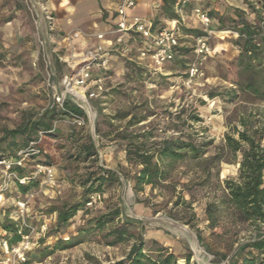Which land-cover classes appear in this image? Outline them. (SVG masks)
<instances>
[{
	"label": "rangeland",
	"instance_id": "obj_1",
	"mask_svg": "<svg viewBox=\"0 0 264 264\" xmlns=\"http://www.w3.org/2000/svg\"><path fill=\"white\" fill-rule=\"evenodd\" d=\"M46 1L48 0H0V137L5 130L18 126L24 118H35L53 105V93L60 90L63 75L72 71L66 62L70 50L62 47L66 43L62 37L54 35L56 28L51 29L53 20L47 17V6L40 7ZM242 1L244 5L240 9L244 10L245 17L262 26L264 0ZM35 6L36 10L40 7L39 15L34 10ZM232 8L234 7L229 9ZM183 9L188 10L190 15L177 28L183 35L182 42L187 49L185 56L179 55L156 74L148 68L141 72L125 64V60L111 67L106 73L104 97L90 100V116L82 118L84 124H78L72 117H60L54 121V127L61 130L62 137L50 138L40 132L38 140L33 143L37 149L41 144L42 153L22 154L25 175L31 180V186L23 192L17 182L12 180L9 190L0 195V219L8 212L17 217L16 202L29 199L24 221H19L31 235L33 245L27 261L21 264H109L124 258L134 238L115 246L106 244L112 239L111 236H106L109 229L117 226L120 219L103 229L94 230L90 236L80 235L82 242L72 248L55 250L42 261L36 258L41 250L51 251L58 237L67 239L79 235V228L87 227L90 218L116 206L122 209L121 219L139 224L130 228L136 237L144 232L138 230L142 226L140 224L144 225L145 252L152 248L153 237L161 235L174 241V245L167 247L175 254L191 253L192 264H225L221 253L233 251L239 245L238 239L246 240L251 234L252 228L249 225H243L240 232L236 233L238 229L228 220L221 221L215 229L209 228L205 208L213 197V191L197 187L202 168L195 167L194 164L181 162L172 174L178 183V190L189 183L182 194L186 201L192 200V208L184 203L175 205L177 194L172 192L167 183L155 188L146 185L142 191H135L133 176L136 169L127 161V142L116 139L117 133L124 131L137 135L150 132L153 136L148 143L151 144L186 134L184 138L189 135L198 142L212 141L213 144L208 148L210 155L216 146L224 142L227 133L233 134L234 129L242 128L240 119L245 118L255 127H264V102L246 93H239L234 101L229 100L227 94L223 98L210 99L207 96L208 92L225 91L233 87L227 79L237 78L235 67L231 63L239 49L234 44L238 34L230 29L232 24L229 21L224 23L223 28L218 27L220 23L216 15H220L219 13L209 12L216 20L213 24L215 33L210 38L215 51L205 64V76L194 79L190 86L185 84L188 65L195 60L193 36L205 34V31L202 27L192 28L191 5H186ZM171 10L178 15L173 6ZM160 16L169 18L162 5ZM155 23L163 26L159 19ZM41 26L44 27L45 35ZM185 29H196L200 34H186ZM71 31L77 30L66 31V34ZM44 39L46 43L42 46L41 41ZM46 61L49 62L48 67ZM169 71L172 73L163 74ZM48 72L53 74L49 82ZM68 100L82 107L73 97ZM201 100L205 103L200 107ZM125 113L130 115L121 117ZM192 114H198L201 120H192ZM133 116L144 117V120L128 127V121ZM97 121L103 131L99 136L95 132ZM72 127L77 129L78 135L83 139L88 135L92 136L96 142L99 163L115 170L120 181L108 186L102 194H94L89 202L91 204L87 203L85 209L77 212L69 227L55 234L51 227L57 214H49L48 210L63 203L81 201L83 187L80 181L89 171L87 162L69 156L77 146L66 139ZM21 151L24 150L16 152L17 159L20 158ZM46 155L53 158V165L46 166ZM14 159L15 157L10 158ZM45 167L52 169L53 183L48 180ZM3 173L4 169L0 166V184ZM237 173L236 164L223 162L220 165L221 181L236 177ZM169 222H173L178 231L173 230ZM198 233L203 238L202 242ZM198 244L206 254L203 260L201 256L204 252L199 253ZM179 263H183L182 259Z\"/></svg>",
	"mask_w": 264,
	"mask_h": 264
},
{
	"label": "trees",
	"instance_id": "obj_2",
	"mask_svg": "<svg viewBox=\"0 0 264 264\" xmlns=\"http://www.w3.org/2000/svg\"><path fill=\"white\" fill-rule=\"evenodd\" d=\"M161 2L165 14L170 19H178V15L171 10L176 1L161 0ZM216 17L220 23L219 28H223L224 23L229 21L232 24L230 29L238 34L234 44L238 45L239 49L235 52L234 60L231 63L235 67L237 78L227 79L234 85L233 87L225 91L208 92L207 96L210 99L223 98L227 94L229 100L234 101L238 98L239 93H246L264 102V23L261 26L250 21L245 17L244 10L235 7L227 10L224 14L216 15ZM185 32L191 35L200 34V31L196 29H185ZM186 52L187 49L183 48L181 55L185 56ZM124 60L125 64L131 65L141 72L145 70L144 67L132 60ZM204 103L205 101L201 100L200 107ZM129 115L130 113H125L121 117L126 118ZM63 116L82 119L87 117V114L81 106L68 100L65 102L64 109L53 104L35 118H24L18 126L5 130L0 137V160L13 157L17 159L16 152L30 148L31 143L38 140L40 132L50 138L62 137L61 130L54 127V121ZM190 118L196 121L201 120L198 114H192ZM142 120L144 117L133 116L128 121V127L136 125ZM240 121L242 128L234 129L233 134L227 133L224 142L216 146L210 155H208V148L213 144L212 141L198 142L189 135L184 138L183 136L186 134L155 141L151 144L148 143L153 136L150 132L137 135L124 131L117 133L116 139L127 142L125 147L127 161L136 169L133 176L135 191H142L146 185L155 188L167 183L172 192L177 194L175 205L184 203L187 207L192 208V200L186 201L182 194L183 189L189 187V183H185L183 188L178 190V183L172 175L178 169L179 163L186 162L202 168L200 182L196 185L213 191V197L207 202L205 208L209 228L215 229L223 220H228L236 227L238 229L236 233L240 232L243 225H249L252 228L251 234L246 240L238 239L237 248L229 253H221L222 259L226 261L225 264H264V127H255L245 118ZM95 132L98 136L103 132L99 121L96 122ZM78 134L77 129L72 127L66 137L73 141L74 145H77L74 153L69 156L87 162L89 171L80 181L83 187L81 201L63 203L59 207H52L48 210L49 214H57L51 227L55 234L69 227L77 212L85 209L86 204L92 201L94 194H102L108 186L120 181L119 174L115 170L99 163L96 142L92 136L88 135L86 139H83ZM142 138L144 139L142 140ZM38 146H40L38 147L40 152L37 155L42 153L41 144ZM223 162L238 166L236 177H228L221 181L220 165ZM44 163L46 166H51L54 164V160L50 155H46ZM24 166L22 161L20 165H15L13 170L20 177H28L25 175ZM31 184L30 179L25 185L17 182L23 192H26ZM122 214V209L119 206L108 208L107 211L90 218L87 227L79 228V235H73L67 239L58 237L51 247V251L41 250L40 255L36 258L42 261L55 250L72 248L82 242L80 235L90 236L94 230L103 229L120 219L117 226L109 229L106 236H111L112 239L106 244L115 246L133 238L134 241L124 258L109 264H180V259L184 260L181 264H192L191 253L177 255L169 247L154 239L151 241L152 248L149 252H145L144 225L140 224L142 226L138 227V230H144V232L136 237L130 228L139 224L128 219H121ZM10 216L8 212L4 218L0 219V229L6 232V237L11 243H15L21 240L23 234H27V229L23 228L19 220H13ZM198 238L202 242L203 238L199 233ZM198 247L199 253L204 252L199 244ZM151 253L155 256H152ZM204 257H206L205 252L201 259L203 260Z\"/></svg>",
	"mask_w": 264,
	"mask_h": 264
},
{
	"label": "built area",
	"instance_id": "obj_3",
	"mask_svg": "<svg viewBox=\"0 0 264 264\" xmlns=\"http://www.w3.org/2000/svg\"><path fill=\"white\" fill-rule=\"evenodd\" d=\"M190 1L200 2L201 0H182L181 4H186ZM136 0H120L117 7V22L113 29L115 34V44L118 46V52L126 59H133V46L130 39L135 37L139 41V55L138 60L149 59L148 69L153 70V73L160 72V69L166 64L174 61L181 50L185 48L182 42V34L177 26L170 27H156L154 23L147 18L139 16H130L128 11L135 7ZM194 14L199 19L205 34L193 36V53L195 60L189 63L187 77L185 84L190 86L194 79H200L205 76V64L212 54L210 38L215 33L212 24V17L209 12L200 4L193 8ZM48 19L54 18L48 12ZM51 29H54L52 24ZM83 36L81 31H71L64 34L63 38L66 41V48H69L70 55L67 60L72 71L63 76L61 79V88L53 93L54 104L64 109L65 102L70 97L82 104L85 112L90 116L91 105L90 100H96L104 97L105 92V78L106 73L111 68V50L107 47L105 42V33H96L95 37L99 43L92 47L85 49L81 54L76 55L73 41ZM104 41V42H103ZM46 41H41L44 46ZM134 60V59H133ZM132 60V61H133ZM138 60L134 62L139 63ZM49 62L46 61L48 67ZM139 65V64H138ZM52 73L48 72V82L52 77ZM80 106V105H79ZM78 124H84L82 119H75ZM33 152L37 154L40 152L34 146L19 152V159H4L0 160V166L3 167L4 173L0 184V195H3L9 190L11 181L18 182L22 185L27 184L28 177H20L17 172L13 170L15 165L22 163V154ZM47 173L48 180L54 182L52 169L44 168ZM29 199L18 200L16 202L17 217L11 215L13 220H23L28 211ZM91 204V203H88ZM45 229V227H44ZM33 245L31 235L29 233L23 234L21 240L11 243L6 237V232L0 229V264H21L27 261L28 253Z\"/></svg>",
	"mask_w": 264,
	"mask_h": 264
},
{
	"label": "crops",
	"instance_id": "obj_4",
	"mask_svg": "<svg viewBox=\"0 0 264 264\" xmlns=\"http://www.w3.org/2000/svg\"><path fill=\"white\" fill-rule=\"evenodd\" d=\"M176 3L173 5L174 9L179 15V19H169L160 16V6L162 5L161 0H136V5L128 11L130 16H139L147 18L152 21L156 27H162L155 23L156 20H160L163 27L183 25L181 22H186V18H189L188 10H184L183 7L191 5L192 12V28L202 27L199 19L193 12V8L197 5H201L208 12H214L224 14L230 7L243 8L242 0H201L200 2L192 1L190 3L181 4L182 0H175ZM120 0H48L40 5L47 6L46 8L53 15V26L56 28L54 35L62 37L66 34V31L78 30L83 33V36L73 41L76 55L83 52L85 49L94 46L99 43L95 37L96 33H105L104 44L111 50V67H115L123 62L124 58L118 52V46L115 44V34L112 32L116 27L117 22V7ZM40 7L36 10L39 15ZM40 10V11H39ZM48 11V12H49ZM215 18L212 17V24L215 22ZM43 22V20L41 21ZM46 24V23H45ZM165 24V25H164ZM185 26H188L185 24ZM46 27V26H45ZM43 35H45L44 27H40ZM46 30V29H45ZM47 32V30H46ZM63 33V34H62ZM45 40V39H44ZM63 41L66 42L63 38ZM130 43L133 46V61L138 60L139 55V41L133 37L130 39ZM66 43L62 45L64 48ZM65 49L68 51L69 48ZM212 54H214V47L211 44ZM71 52V51H70ZM211 54V55H212ZM68 60V59H67ZM130 60V59H129ZM140 66L147 69L150 64L149 59L138 60ZM67 62V61H66ZM69 67V63L67 62ZM172 72L163 73L169 75ZM68 74L65 73L64 75ZM156 74V73H155ZM63 75V76H64ZM154 240H157L165 246L174 245V241L165 239L161 235H155ZM171 249V248H170Z\"/></svg>",
	"mask_w": 264,
	"mask_h": 264
},
{
	"label": "bare ground",
	"instance_id": "obj_5",
	"mask_svg": "<svg viewBox=\"0 0 264 264\" xmlns=\"http://www.w3.org/2000/svg\"><path fill=\"white\" fill-rule=\"evenodd\" d=\"M170 224V227L173 229V230H175V231H178L177 230V228H176V226H175V224L173 223V222H169ZM182 261H184L183 259H182Z\"/></svg>",
	"mask_w": 264,
	"mask_h": 264
}]
</instances>
